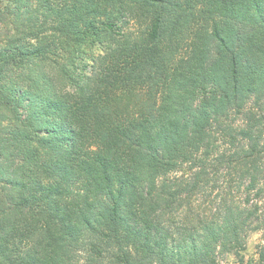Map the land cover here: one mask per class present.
Returning a JSON list of instances; mask_svg holds the SVG:
<instances>
[{"label":"trees","instance_id":"16d2710c","mask_svg":"<svg viewBox=\"0 0 264 264\" xmlns=\"http://www.w3.org/2000/svg\"><path fill=\"white\" fill-rule=\"evenodd\" d=\"M263 200L264 0H0V264H219Z\"/></svg>","mask_w":264,"mask_h":264},{"label":"rangeland","instance_id":"374dc122","mask_svg":"<svg viewBox=\"0 0 264 264\" xmlns=\"http://www.w3.org/2000/svg\"><path fill=\"white\" fill-rule=\"evenodd\" d=\"M137 27L132 24L130 28L131 30H135ZM262 202V206H264V200ZM263 254L264 226L249 233L245 249L241 251L240 255L230 252L219 258V264H264Z\"/></svg>","mask_w":264,"mask_h":264}]
</instances>
